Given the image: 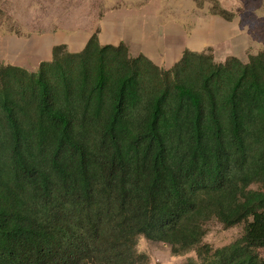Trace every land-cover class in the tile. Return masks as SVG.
Segmentation results:
<instances>
[{
  "label": "trees",
  "instance_id": "obj_1",
  "mask_svg": "<svg viewBox=\"0 0 264 264\" xmlns=\"http://www.w3.org/2000/svg\"><path fill=\"white\" fill-rule=\"evenodd\" d=\"M253 185L264 187V51L216 63L184 50L165 70L93 34L34 72L0 63V264H140L139 237L176 253L199 243L186 222L204 208L244 230L195 248L199 264H264Z\"/></svg>",
  "mask_w": 264,
  "mask_h": 264
},
{
  "label": "rangeland",
  "instance_id": "obj_2",
  "mask_svg": "<svg viewBox=\"0 0 264 264\" xmlns=\"http://www.w3.org/2000/svg\"><path fill=\"white\" fill-rule=\"evenodd\" d=\"M136 9L151 11L172 34L183 32L192 52L210 50L216 63L228 57L245 63L248 56L264 51V0H0V63L34 72L54 46L77 37L80 47L89 36L98 37L103 21ZM220 10L224 15H217ZM41 42L51 43L46 54L30 56V49ZM250 189L264 192L259 185ZM187 224L190 236L194 231L193 241L199 238L192 249L183 243L186 250L176 253L172 245L139 237L135 250L144 257L140 264H199L195 248L208 246L214 252L229 247L244 230L243 223L225 228L206 208ZM182 229L172 236L175 245L184 241ZM259 254L264 258V251Z\"/></svg>",
  "mask_w": 264,
  "mask_h": 264
},
{
  "label": "crops",
  "instance_id": "obj_3",
  "mask_svg": "<svg viewBox=\"0 0 264 264\" xmlns=\"http://www.w3.org/2000/svg\"><path fill=\"white\" fill-rule=\"evenodd\" d=\"M90 36L80 47L77 37L67 40L65 45L69 52L76 53L83 49ZM100 45L116 46L125 44L131 57L143 55L156 66L165 70L179 60L184 50H190V39L183 32L172 34L168 28L161 27L160 21L153 18L151 11L135 10L115 14L101 23L98 35ZM79 43V44H78ZM51 43L41 42L30 49V56H44ZM51 48V46H50ZM51 58V50L50 57Z\"/></svg>",
  "mask_w": 264,
  "mask_h": 264
}]
</instances>
